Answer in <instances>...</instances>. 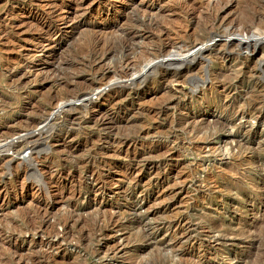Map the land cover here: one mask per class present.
<instances>
[{
  "label": "rangeland",
  "instance_id": "obj_1",
  "mask_svg": "<svg viewBox=\"0 0 264 264\" xmlns=\"http://www.w3.org/2000/svg\"><path fill=\"white\" fill-rule=\"evenodd\" d=\"M248 1L0 0V264H264Z\"/></svg>",
  "mask_w": 264,
  "mask_h": 264
},
{
  "label": "bare ground",
  "instance_id": "obj_2",
  "mask_svg": "<svg viewBox=\"0 0 264 264\" xmlns=\"http://www.w3.org/2000/svg\"><path fill=\"white\" fill-rule=\"evenodd\" d=\"M243 1H245V0H243ZM250 1H252L251 3H250ZM250 4H251V6L252 7H250L254 12H261L262 10L264 11V0H249L248 1ZM245 3H247V1L245 2ZM78 8V7H77ZM218 9V8H217ZM221 9H222V7H221ZM220 8H219V11L221 10ZM263 13V12H262ZM261 13V14H262ZM217 14V13H216ZM264 14V13H263ZM107 15V14H106ZM246 16H247V14H246ZM259 16V15H258ZM264 16V15H263ZM191 17V16H190ZM220 17V16H219ZM214 19V18H213ZM102 21V20H101ZM67 22V21H66ZM152 22H153V20H152ZM234 22V21H233ZM217 23V22H216ZM224 23V22H223ZM240 23H242V22H240ZM261 24V25H260ZM73 26H74V24H72ZM240 25V24H239ZM246 25V24H245ZM245 25H244V27H245ZM259 25H260V27H261V30L259 29V33L260 34H258V35H251L250 37H248V38H239V39H233L232 37L233 36H236L235 35V33L236 34H238L237 33V30L234 28H232L231 30L232 31H229V32H226L224 35H215V36H213L214 37V39L212 38V39H208L207 38V42L205 43V42H193V44L191 45V46H189V47H187V48H189L188 50H187V56H186V58H185V60L183 61V62H181V61H179V60H176L177 58L176 57H170V55H165L164 54V56L163 55H160L159 57H157V56H154L152 59H150V57H149V59L148 58H144V56H143V61L144 60H146L145 61V63H148L147 65H145V66H143L142 68H141V71H140V76H144V75H146L147 73H149L150 72V70H152L154 67H155V69L156 68H158V67H156V66H160V65H162V66H164V67H169L170 65H177V64H182V63H185V62H190L191 63V60L194 58V56L197 54V53H199V52H201L202 50H205V49H208V48H211V46H212V49L213 50H216L217 52H220L221 51V54L222 53H224V54H230V50L231 49H228V46H230V45H233V46H237V47H247V46H249L250 47V45H253V46H255V45H257L260 41H264V17L262 18L261 17V21H260V23H259ZM30 26H31V24H30ZM75 26H77V25H75ZM215 26H216V24H215ZM226 26V25H225ZM236 26V25H235ZM243 26V25H242ZM237 27V26H236ZM211 29V28H210ZM213 29H214V27H213ZM213 29H211V31L213 30ZM228 29V28H227ZM230 30V29H229ZM210 31V32H211ZM218 31V30H217ZM243 31V30H242ZM76 32V31H75ZM213 32V31H212ZM162 33V32H161ZM241 34V33H240ZM211 35V34H210ZM52 37V36H51ZM209 37V36H208ZM216 37V38H215ZM238 37V36H237ZM54 38V37H53ZM128 39V38H127ZM126 39V40H127ZM199 39V38H198ZM128 41V40H127ZM99 45V44H98ZM154 46V45H153ZM217 46V47H216ZM103 47V46H102ZM236 48V47H235ZM95 49V48H94ZM103 49V48H102ZM162 49V48H161ZM129 50V49H128ZM165 50V49H164ZM100 51V50H99ZM135 51V50H134ZM95 52V51H94ZM97 52H98V50H97ZM101 52H102V50H101ZM106 52V51H105ZM96 53V52H95ZM168 53V52H167ZM98 54H99V52H98ZM60 55V54H59ZM101 55V54H100ZM107 55V54H106ZM95 56V55H94ZM99 57V56H98ZM105 57V56H104ZM197 57V56H196ZM102 58V57H101ZM138 58V57H137ZM96 59H98V58H96ZM95 59V60H96ZM106 59V58H105ZM58 60V59H57ZM55 61V60H54ZM59 61V60H58ZM98 61V60H97ZM243 62V61H242ZM245 62V61H244ZM151 63H154V65H149V64H151ZM243 65H244V67L245 68H247L248 67V65H247V63L245 62V63H242ZM183 65V64H182ZM133 66V65H132ZM181 66V65H180ZM134 67H135V65L132 67L133 69H134ZM188 70V69H187ZM190 70V69H189ZM167 72V71H166ZM151 73V72H150ZM176 75V74H175ZM139 76V75H138ZM139 76V77H140ZM181 77V76H180ZM142 78V77H141ZM176 79H178V78H176ZM238 80V79H237ZM130 82H132V80H130L129 82H127V83H129L130 84ZM223 82L224 81H219L218 83H219V85L220 86H223ZM178 83V82H177ZM125 84V83H124ZM232 84V83H231ZM227 85H228V83H227ZM226 85V86H227ZM234 85V84H233ZM132 86V85H131ZM224 88V87H223ZM228 90V89H227ZM234 90V89H233ZM96 95V94H95ZM98 95V94H97ZM96 95V96H97ZM99 96V95H98ZM98 96H97V98L96 99H98ZM91 97V96H90ZM95 97V96H94ZM93 99H95V98H88V100H80V101H76V102H78L79 104H82V103H85V102H87V101H91V100H93ZM70 104V103H69ZM68 104V105H69ZM249 104H250V102H249ZM71 106H73V105H71ZM247 106H248V102H247ZM69 107H70V105H69ZM72 108V107H71ZM71 110V109H70ZM55 114H56V112H54ZM244 113H245V111H244ZM251 113V112H250ZM252 114V113H251ZM260 114V113H259ZM253 116V115H252ZM257 116V115H256ZM257 118H259V119H261V118H264V116H258ZM256 120V119H255ZM217 121V120H216ZM111 122V121H110ZM37 132H38V130H37ZM36 132V133H37ZM34 133H35V131H34ZM13 143V142H12ZM10 146V145H9Z\"/></svg>",
  "mask_w": 264,
  "mask_h": 264
}]
</instances>
